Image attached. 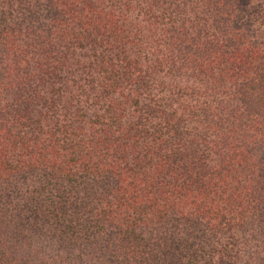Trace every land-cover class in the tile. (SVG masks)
I'll return each instance as SVG.
<instances>
[{
	"label": "trees",
	"instance_id": "trees-1",
	"mask_svg": "<svg viewBox=\"0 0 264 264\" xmlns=\"http://www.w3.org/2000/svg\"><path fill=\"white\" fill-rule=\"evenodd\" d=\"M0 264H264V0H0Z\"/></svg>",
	"mask_w": 264,
	"mask_h": 264
}]
</instances>
